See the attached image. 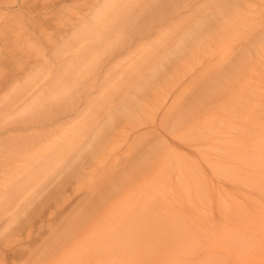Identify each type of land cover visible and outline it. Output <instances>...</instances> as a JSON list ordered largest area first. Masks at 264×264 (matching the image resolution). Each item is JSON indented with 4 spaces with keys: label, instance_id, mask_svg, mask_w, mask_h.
<instances>
[{
    "label": "rangeland",
    "instance_id": "obj_1",
    "mask_svg": "<svg viewBox=\"0 0 264 264\" xmlns=\"http://www.w3.org/2000/svg\"><path fill=\"white\" fill-rule=\"evenodd\" d=\"M51 1L0 0V23L9 17L8 14L20 11L19 14L23 19L28 20L27 28L29 30L32 28L31 31H34L28 36L29 38L27 37V40H30L27 41L28 46L20 43L18 48H12L13 44L10 45L5 35L6 38L0 36V114L2 116L6 113L3 116L6 120L0 121V203L2 204L0 208H5L0 210L3 213L9 210L5 215L0 211V239L3 240L4 233L10 225L8 214L10 215L18 203L22 202V198L21 200L18 198L21 195L17 197L16 194L19 195L26 190L25 188L23 191V186L30 184L27 189L31 188L30 190L33 191L30 192L28 189L29 191L26 190L24 195L26 197L29 195L27 198L33 204L41 198L50 199L48 211L44 210L43 214L36 217L28 228L29 232L22 229L20 233L15 234L22 247L26 248L24 254L30 251L29 256H24L20 260L15 259L7 264H40L41 258L38 257V253L42 250V247L39 248L42 240L54 239L55 234L69 229L67 221L73 215L88 211L93 212L94 215L88 220L89 223L84 225L79 235V244L68 245L67 248L71 247L73 250L70 254H65L64 264H72L73 258H79V264H90L92 260L96 262L94 264L101 263L100 261L105 264L108 261L134 264L137 259L141 261L140 264L144 261L147 264H255L257 258L254 257L256 251L254 248L260 251L256 246L259 242L255 239L259 236V238L264 237V182L261 180L264 176L262 172L264 168L263 165L255 167L256 163L257 165L260 162L264 163V0H241L238 8L241 17L235 20L237 22L234 21L233 27L227 29L222 38L211 42L208 38L204 46L195 48L191 56L183 58L177 64L174 69L176 76L171 83L167 82L169 78L166 77L157 88L150 91L147 98L142 100L141 104L147 106V113H141L135 119H123L118 116L113 129L103 141L101 151L91 158H87V152H83L85 156L82 153L85 157H80L84 160L83 170L77 178L70 175L67 167L70 164L69 155L67 158L64 157L65 162L61 161L63 157L59 156L61 150L59 144L62 146V139L65 136L66 139L69 137L79 144L81 139L86 140L105 119L107 100L113 99V96L127 85L126 80L129 79L123 72L126 69L123 63L128 59L127 52L118 51V55L114 53L106 65L108 70L99 77L96 86L79 93L80 98L75 100L72 107L63 108L57 114L52 113L56 117L36 115L41 113L39 112L41 110H37L38 105L34 102L37 112L34 108V112H31L32 110L26 112L27 116L20 113L26 105L24 103L20 104L23 106H20L21 110L16 108L18 110L12 112L13 105L15 106L13 102L16 99L13 95L6 99L7 95H10L14 86L18 90H26V87H31V90L36 89L41 81L39 80L41 68L52 73V81L56 80L59 74H64L68 62H63V59L68 53L59 56L58 52L67 41H71L76 30L81 28L83 31L86 28L82 27L83 25L90 23L89 28H94L96 19L105 22L106 18H109L110 21L120 10H125L126 13L127 8L131 6V10L133 7L136 10L140 7L139 9L144 12L145 7L149 6L144 4L152 0H114L113 6L110 5L111 0ZM214 1L221 0H193L187 7H183L180 15H175L168 25L161 26L162 22H158V24L154 23V26L160 27L157 32L166 35L181 26L192 27L196 24L195 20L204 15L206 8H209ZM106 4H109L108 8ZM41 9L49 15L44 16V11ZM129 9L127 12L130 11ZM100 10L104 13L101 14ZM141 11L139 10L138 13L141 14ZM122 12L117 16L120 17ZM37 13L39 17L42 14L43 16L39 18L36 16ZM144 13L142 15L146 17ZM110 15H112L111 19ZM47 17H50L49 20H45ZM81 20H84L82 25ZM5 28L7 30V27ZM141 37L137 38L138 41L143 40V44L159 42L157 33L149 36L144 34ZM23 49L31 51L26 53ZM53 53H57V56ZM139 55H143V52L140 51ZM228 60L232 65H237L236 68L234 67L235 70L228 64L225 71L224 65ZM214 72L219 74V84L215 86L211 85L212 80H210L215 76ZM208 87L210 90L214 89L212 95L209 94ZM9 88L11 91L7 92ZM201 91L203 95L208 94L205 101L207 105L198 115L199 117H195L197 121L194 118L190 119L185 127L170 136L166 128L177 124L179 111L187 108L190 112L196 108L195 102L201 99L199 97L202 95ZM35 94L37 93L31 95L25 102L36 100ZM10 112L18 119L12 117L9 120ZM17 114L24 117L21 118ZM230 134H234L236 137L234 141H238L233 149L227 147V143L230 142L227 136ZM36 139L37 141H34ZM30 141L31 143L34 141L35 147H32L35 150H38L37 147L41 148L36 156L32 154L37 157L35 159L38 162L34 161V156H30L33 161L27 159L28 162L21 165L22 156L19 155L24 156L22 153L31 149ZM39 142L44 143L41 145ZM51 142L53 144L48 148ZM156 142L161 143L158 162L152 163L154 167L145 166L144 168H148L139 175L134 174L137 167L140 168L147 163V160L157 155L144 156L153 151L152 146ZM38 144L49 150L39 147ZM168 145L175 151L167 153ZM26 147L28 148L23 150ZM7 150L9 152H6ZM72 152L74 151H70L69 154ZM39 153L42 155L40 156ZM44 155L46 161L42 158ZM56 155L57 157H54ZM58 157L59 159H56ZM254 157L259 158L258 161ZM47 160L51 163L49 164ZM56 160L58 163L55 162ZM59 160L62 164H59L61 163ZM46 162L51 168L59 164L60 167L57 166L59 170L48 169L46 164L48 171L43 167L45 171L40 166ZM31 168L34 170L32 171ZM40 168L47 174L52 171L50 174L54 178L42 172ZM59 171H63L65 176L64 178L62 175L64 179L60 181L65 183L64 197L61 198L62 201L54 204L51 200L55 194L50 191L51 188L53 191L56 188L58 182L56 177L62 173ZM41 172L47 176H43ZM55 172H58L56 177ZM67 174L69 177L66 176ZM23 176L27 177L25 178L27 180L22 179ZM32 176L38 181L36 182L35 178L29 181ZM37 176H42V179ZM48 176L52 178L51 182ZM257 176L262 182H258ZM127 177L130 178L128 183L121 184ZM53 179L56 181L54 185H52ZM19 189L23 192L18 193ZM16 197L20 201L16 202L18 200L15 201ZM9 199L12 201L14 199L15 203H11ZM7 202L13 205L11 208L14 205L15 207L10 210L9 204H5ZM143 203H146L149 213L156 212L158 225H153L152 219L146 224L141 222L140 206ZM56 212L61 216L53 217ZM167 219L170 225L162 224ZM141 230L146 232L141 233ZM28 233L29 235H26ZM36 237L40 239L35 240ZM3 245L4 242H1L0 256L6 254ZM79 249L80 254L73 253L78 252ZM57 256L58 253L55 257ZM51 257H54V253L45 256L46 262Z\"/></svg>",
    "mask_w": 264,
    "mask_h": 264
},
{
    "label": "bare ground",
    "instance_id": "obj_2",
    "mask_svg": "<svg viewBox=\"0 0 264 264\" xmlns=\"http://www.w3.org/2000/svg\"><path fill=\"white\" fill-rule=\"evenodd\" d=\"M44 1H51V0H44ZM191 1H193V0H152L151 2L149 1L150 4H148L149 2L147 4H144V6L149 5L148 7H145L144 10H143V7L141 6L142 10L145 13L142 12L141 9H139L140 7L137 8V10L135 9V7H133V9H135L136 11L133 9L131 10V8H132V6H131V8L126 7L127 8L126 13L124 12L125 10L124 11L122 10L123 12L120 10L119 13L122 12L120 17L117 16L119 13H116L117 15H114L113 19H111L113 14L110 15L111 16V17L109 16L111 19L110 21L108 20L109 18H106L105 22H100L99 19H96L95 22H97V23H96V26L94 28L93 27L89 28L90 23L87 21L89 24L87 23L88 25L82 26V27H86V28H84L83 31L81 28H79L73 34L74 36L73 37L71 36L72 37L70 39L71 41H67L64 46H62L63 44L61 45L62 46L60 48L61 51L58 52L57 50H55L58 53H60L59 56H62V55H65L66 53H68V55L66 57H64V59H63V62H68V65H66V71L64 74H59L58 78L56 80L52 81V73H49L44 68H41L40 69L41 77L39 78V80H41V81L37 85L36 89L31 90L32 89L31 87H26L25 88L26 90H22V89L18 90V88L14 85H12V86H14V88L12 87L13 88L12 91L10 88H9L10 90L6 89L7 92L11 91V93L9 96L6 94L7 98L6 97L5 98L9 99L8 97L13 95V98L16 99L13 102L15 104V106L13 105L14 108H13L12 112H14V110L16 108L21 110V107H23L21 105H23V103H24L26 105H24L25 107L22 108V111H20V113L25 114V116H27L28 113H26V112H28L29 110H32L31 112H34L33 109L35 108V106L37 104L38 105V106H36L37 110H41V111H39L41 113H36V115L39 114L40 116L42 115V117L44 115L49 116V117H50V115L54 116V114L59 113L61 110H63V108H66L69 106L72 107L73 104L75 103V100L77 98H80V95H78L79 93H83V92H85V91L96 86V84L98 83L99 77L103 75L105 70H108L106 65L108 64L110 58L113 56L114 53H117L118 51L127 52L126 58H128V59H126L125 56H123L126 59V61L124 60L125 63H123V66H125L126 69L123 72H125L124 75L128 76L129 79H128V81L126 80L127 85H125V87L122 88L118 94H115V96H113V99L107 100L108 105H107V110H105V112H106L105 113V115H106L105 119L100 124H98L95 131L92 132V134L86 140H85V138L83 140L81 139V142L79 144L76 143L73 139H71L69 137L66 139V136L64 139H62V143H61L62 146L59 144V147L61 150H60V155H59V152H58V155L61 158L63 157V159H64V157L67 158L69 155L68 159L70 160L69 161L70 164L67 165V167L69 168L71 176H74L75 178H77L79 175H81L82 170H83V161H84L81 159H83V157L86 154L88 156L87 158H91V156H93L95 153L101 151L103 141L108 137L109 131L113 129V124H114L115 120L118 118V116H121V118H123V119H135L136 117L140 116L141 113L142 114L147 113L148 112L147 106H145L141 103H142L143 99L148 97V95L150 94V91L153 90L155 87L157 88L160 85V83H162L166 77L169 78V80H167V82L171 83L172 80L174 79V76H176L174 73V71H175L174 69L177 66V64L183 58H186L187 56L188 57L191 56L194 53L195 48L204 46L206 44V42H208L207 41L208 38H209V42H211V40L222 38L224 32L227 29L233 27L232 24L234 23V21L237 20L238 17L239 18L241 17L240 16L241 12H238V8L240 6L239 4H241V2H242L241 0H221L219 2L214 1L209 8H206L207 10L205 11L204 15H201L200 18L195 20L196 24L193 25L192 27L190 25L185 26V28L181 26V27L175 29L173 31V33L170 32V34H168V35L162 34L161 32H157L160 27L154 26V23L158 24V22H162L161 26L168 25L174 19L173 17L175 15H180L182 8L187 7ZM113 3H114V0H111L110 5L113 6ZM105 6L108 8L109 4H106ZM128 9L130 10L129 12H127ZM41 10H43V9H41ZM139 10L142 13H144V15L146 17H144L142 15V13L141 14H140V12L138 13ZM37 12H38V10H37ZM41 12H40V14H41ZM100 12H101V14L104 13V11H102V10H100ZM19 13H21V12L19 11L17 13L14 12V13L8 14L9 17L0 23V36L3 35L4 38L7 37L8 39H6V40L9 41L10 45L13 44L12 48L13 47L18 48L20 43H22L24 46H28L27 43L30 40H27V37L31 33L33 34V32H34V31H31L32 28L30 30L27 28V21L28 20L26 21L25 20L26 18L23 19L22 15ZM98 13H99V11H98ZM46 14H48V12ZM46 14L44 11V16ZM88 14L89 13H87V15ZM23 15H24V13H23ZM139 15H140V17H139ZM36 16L39 17V14ZM42 16H43V14L40 17H42ZM85 16H86V14H85ZM116 16H117V19H116ZM121 16H123V17H121ZM49 18L47 17V18H45V20L46 19L49 20ZM8 19H9V21H8ZM42 19H44V17ZM40 21H41V19H40ZM90 21H92V20H90ZM46 22H44V23H46ZM235 22H237V21H235ZM80 23H81V25H82V23L84 24V20H81ZM37 24H39V23H37ZM41 24H43V23L41 22ZM57 24H58V22H57ZM97 25H98V27H97ZM5 27H7V30H5L6 29ZM40 27H41V25H40ZM42 29H43V26H42ZM42 29H40V30H42ZM40 30H37V31L40 32ZM153 33L158 34L159 42H153L154 44L152 42H148V43L143 44L142 43L143 40L141 38L144 36L141 37V35L146 34V36H149L150 34H153ZM43 34H45V33H43ZM47 34H49V33H47ZM40 36L41 35H39V37ZM138 36L141 37L140 40H142V41H138L139 40L137 38ZM47 38H49V37H47ZM47 40L50 41L51 39H47ZM36 41H37V39H36ZM138 42H141L142 44L141 43L137 44ZM6 44L8 45V43H6ZM35 45L36 44H34V46ZM7 47H10V46H7ZM28 49H27V51H28ZM23 51L25 52L26 50L23 49ZM27 51H26V53H27ZM29 51H31V50H29ZM29 51H28V53H29ZM37 51L40 52V50H37ZM140 51L143 52V55H139ZM56 54L57 53H53L54 56ZM117 55H118V53H117ZM228 64H230L231 69H234V67L236 68V66H237L235 64L232 65L230 60H228L226 62V64L224 65L225 71H226V66ZM231 72H233V70ZM214 74H215V76L211 75L212 78L210 80H212L211 85L213 84L215 86V85L219 84L218 83L219 74H217V72H214ZM209 87H208V89H209ZM209 92H210L209 94L212 95L214 93V89H211V90L209 89ZM34 93H37L34 95V99L36 98V100L33 101V99H32V100H30V102L26 103L27 102L26 99L28 98V100H29L30 99L29 97H31V95H33ZM200 93H202V91ZM199 95H201V94H199ZM202 95H203V93H202ZM202 95L199 96L202 100L201 99L199 101L196 100L195 103H197L196 104L197 106L193 111L189 112L187 110V108H185V109L182 108L183 110L179 111L178 115L180 117L178 119H176L177 124L175 123L172 126L169 125V127L166 128L170 136L175 135L174 132H176L178 129L185 127V125L189 123L190 119L193 120V118H194V120L197 121V119H195V117H197L204 110L205 106L207 105V104H205V101H207L206 98L208 97L207 96L208 94L205 93V95H203V97H202ZM32 98H33V96H32ZM192 99H194V98H192ZM33 102L36 103L35 106H34ZM18 109H16V111ZM37 110L35 108V112H37ZM31 112H29V113H31ZM52 113H54V114H52ZM5 114L6 113H4L2 116L0 114V116H1L0 118H2V119H0L1 122H2V120H4L3 116ZM10 114H11L10 118L8 117L9 120L12 119V117H16L18 119L17 116H12L11 112L9 113V115ZM17 115L19 117L23 116V115H19V114H17ZM33 116L36 117L34 113H33ZM54 117H56V116H54ZM28 118H29V116H28ZM50 118H52V117H50ZM48 119L49 118L47 117V120ZM39 121H41L40 117H39ZM226 131H228V130H226ZM48 135L50 136L51 134L49 133ZM49 136H47V137H49ZM227 138L230 140V142L227 143L228 148L233 149L235 146H237L235 144H237L238 141L237 140L234 141L236 139V137H234V134H230V136L228 135ZM46 139H48V138H46ZM34 141H37V139ZM33 142L31 143V141H30V143H29V144H31L30 145L31 149H33V150H31L30 148L27 149L28 147L23 148V150L27 149V150H29V151L31 150V151L30 152L24 151L25 153L24 152L22 153V154H24V156L21 154L19 155V157L22 156V158L20 159V161L22 163L21 165H23L25 162H28V160L31 159L30 156L33 157L37 153V151L39 152V150H41V148L39 149L38 147H37L38 150H35V148H34L35 146L33 145ZM58 142L60 143V141H58ZM43 143L44 142H41L40 144L42 145ZM55 143H57V142H55ZM40 144H38V145H40ZM52 144L53 143L51 142L50 146L48 144H46V145H48L49 147L48 146L47 147L50 148L52 146ZM35 145H37V144L35 143ZM41 145L39 147H42ZM32 146H34V147H32ZM55 146L57 147L58 144H56ZM55 146L53 145V147H55ZM160 146H161V143L156 142L155 145L152 146V147H154L153 151L148 152L147 154H144V156L151 155V154L152 155L157 154V155L153 156L149 161L147 160L146 161L147 163L143 164L140 168L137 167V169L134 171V174L137 173L139 175L148 167H150V166L154 167L155 166L152 163H156L159 160L158 154H159V151L161 150ZM42 148H45V147H42ZM54 149L56 150V148H54ZM9 150H7L6 152H9ZM45 150L48 151L49 149L45 148ZM32 151H35V153ZM70 151H74V152L69 154ZM168 151L174 152L175 149H173L172 146L168 145L166 152L168 153ZM83 152L84 153L87 152V153L84 154ZM56 153H54V154H56ZM82 153L84 154V156L82 155ZM258 153L261 154L260 152H258ZM32 154H34V155H32ZM42 154H45V152H43ZM42 154H40V156ZM35 156H34V161L36 160L35 158H37ZM81 156H83V157L80 158ZM47 157H48V153H47ZM54 157H57V155ZM38 158H39V155H38ZM42 158H44V160H45L46 155H44V157H42ZM255 158L256 157H254V159ZM260 158H262V157L260 156ZM52 159H53V157H52ZM52 159H51V161H52ZM56 159H59V157ZM63 159H61V161L65 162L66 159H64V160ZM256 159L258 161L259 158H256ZM31 160L33 161V158ZM57 161L58 160H56L55 162L58 163ZM31 162H29V163H31ZM47 162H48V160H47ZM47 162L45 164H43L44 166L41 165L40 167L46 168L45 165L47 164ZM62 162L59 164H62ZM254 162L256 163L255 160H254ZM48 163L50 164L51 162L49 161ZM59 164H57L55 167L51 165L53 168H51L50 165L47 164L48 165L47 168L48 169L51 168V169H53V171H55L54 168H57V166L60 167ZM28 165L29 164H27V166ZM147 165H148V167L144 168ZM259 165L261 167L263 165V168H264L263 162H260V164H258V165L256 163L255 167L256 166L258 167ZM59 167L57 168L58 170H59ZM37 168H39V167H37ZM47 168H46V170H47ZM23 169H25L24 166H23ZM40 169L38 171H40ZM43 169H41V170H43ZM33 170H34V168L32 169V171ZM44 170L42 172L46 173L45 172L46 170L45 171ZM26 171H28V170L26 169ZM32 171H29V172H32ZM61 172L59 171V173H61V174H59L60 176H58V177L55 176V175H58L57 174L58 172L57 173L55 172L56 174H54V176L56 177V179L58 178L57 179L58 182H56L53 179L54 182H52V185H54L56 182L57 183L56 184L57 189L54 186H52L55 189L53 191L51 188V191H50L51 193L53 192L52 194H55L54 198H52V200H51V201H54L53 202L54 204L56 202L58 203L59 201H62V199L64 197L63 196V190H64L63 187H64L65 183L60 182V181H62L65 178V176H64V172L63 171H61ZM262 172H264V171H262ZM44 173H42L43 176L47 174V173L46 174H44ZM50 173H52V171ZM50 173H48L47 175H49ZM29 174L31 175V173H29ZM62 175L64 176V178L62 177ZM24 176L29 177L28 175H24ZM24 176L22 179L27 178ZM50 176L53 177L52 174H50ZM66 176L69 177L68 174ZM262 176H260V177H262ZM39 177H41V179H42V176H39ZM39 177L37 176V178H39ZM51 177L48 176V179L50 182L52 180ZM33 178H35L36 182L38 181V179L36 180V177H33V176H32V178H29L28 180L32 181ZM256 178H257V180L259 179L258 176ZM20 179H18V180H20ZM25 180H27V179H25ZM129 180H130V178L127 177L124 179V181L121 184L126 185V183H128ZM261 180H263V182H264V176H263V179H261ZM21 181H23V180H21ZM49 181L47 180L48 184L50 183ZM259 181H260V179L258 180V182ZM260 182H262V181H260ZM29 183H31V182H29ZM109 183H115V182L109 181ZM121 184H119V185H121ZM25 185H26V181H25ZM29 185H26L25 187L23 186V188H24V189L22 188L23 191L26 188V190L28 192L31 189V188L30 189L28 188L29 190L27 189V187ZM46 185H47V183H46ZM22 189L21 190L19 189L20 192H18V193H21ZM41 189H43V188H41ZM47 190H49V188ZM47 190H45V191L48 192ZM25 191L19 195L16 194V196L18 197L20 195L22 196V194L24 195ZM32 191L33 190H30V192H32ZM45 191H44V194H45ZM35 192H36V190H35ZM35 192H33V193H35ZM36 193H38V192H36ZM42 194H43V192L41 193V195ZM58 194H59V196H57ZM105 194H106V192H105ZM48 195H50V194L48 193ZM21 196L18 198L20 200L22 198V202H20V204L18 203V205L16 207L14 205L15 208L14 207L11 208V206H13L11 203H13V204L15 203V202H13L14 199H13V201L9 199L11 201V203L10 202L5 203L6 205L9 204L8 207L11 208L10 210H12L13 208L15 210L13 209L12 210L13 212H10V215L8 214V222L10 225L7 228L6 232L4 233L3 240L0 239V243L4 242L3 247H5V248H3V250L6 253V254H4V256H0V264H7L8 262L10 263V261L11 262L15 261V259L20 260L24 256H29L30 251H27V254H24L26 248L22 247V244L15 237V234L17 232L20 233V231L22 229L28 230L29 226L34 222V220H36V217L43 214L44 210L48 211L47 209L50 206L49 205L50 203H48V201H50V199L45 198L43 200L41 198L42 200L38 199L39 201H36L37 203L35 202L33 204V203L29 202V198H27V197H29V195L27 197L25 195L22 197ZM17 197L15 198V201L18 199ZM31 198H32V200L34 199L33 196ZM39 198H40V196H39ZM19 199L16 202L20 201ZM36 200H37V198H36ZM55 206H57V205H55ZM8 207H7V209H8ZM179 208L180 207H178V209ZM0 209L5 210V208H3V207H1ZM153 211H155V210H153ZM8 212H9V210H8ZM5 213L2 212L3 215H5ZM140 213H141L140 220L143 224L148 223L152 219L153 225H158L156 212L149 213L147 211V208H146V203L141 204ZM93 215H94L93 212L90 213V211H88L86 213L80 212V214L77 213L76 216L73 215L69 219V221H67V225L69 226V229H67L65 232H61L60 234H55L56 236L54 239L51 238V240H50V238H49V241L42 240V242L39 244V248L42 247V250H40V252L38 253V257L41 258L40 264H64L65 254H70V251L73 250L71 247L67 248L68 245L79 244V241H80L79 235H80L81 231L83 230L84 225L86 223H89L88 220H90L93 217ZM181 215H183V212L181 213ZM56 216L60 217L61 215H60V213L56 212L55 215H53V217H56ZM64 217H65V215H64ZM162 224L170 225V221L167 219L165 222H162ZM28 232H29V230H28ZM142 232H146V230H141V233ZM26 235H29V233ZM30 235L33 236V234H30ZM259 237H256L257 239H255V240H258L259 243H257L256 246L260 249V251H258L257 248H254V250H256L254 257L256 256V258H257V261L255 264H264V252H263L264 251V243H263L264 237H261V238H259ZM37 238H39V237H36L35 240ZM51 241H52V243H51ZM54 247L56 248V250H52ZM91 249L92 248L90 247V250ZM53 253H54V257H51L48 260V262H46L45 256H49ZM57 253H58V256L55 257L57 255ZM73 253L80 254V249L78 252H73ZM72 260H73L72 264H79V262H80L79 258L78 259L73 258ZM100 262L101 263H98V264H105V263H103V261H100ZM140 262L141 261L139 259H137V260H135L134 264H140ZM94 263H96L94 260H92V262H90V264H94ZM107 263L108 264H124L121 261H119L118 263L113 262V261H108ZM125 264H133V263L127 262ZM143 264H147V262L144 261Z\"/></svg>",
    "mask_w": 264,
    "mask_h": 264
}]
</instances>
